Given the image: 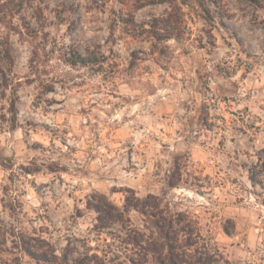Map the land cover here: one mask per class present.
Wrapping results in <instances>:
<instances>
[{
	"label": "rangeland",
	"instance_id": "1",
	"mask_svg": "<svg viewBox=\"0 0 264 264\" xmlns=\"http://www.w3.org/2000/svg\"><path fill=\"white\" fill-rule=\"evenodd\" d=\"M149 1L0 0L13 57L9 87L0 73L1 258L41 264L25 241L70 264H153L133 238L151 243L162 211L194 220L212 264H264V0H205L210 22ZM161 17L167 40L146 31ZM127 195L145 213L124 211ZM104 196L120 211L99 219L89 202Z\"/></svg>",
	"mask_w": 264,
	"mask_h": 264
},
{
	"label": "trees",
	"instance_id": "2",
	"mask_svg": "<svg viewBox=\"0 0 264 264\" xmlns=\"http://www.w3.org/2000/svg\"><path fill=\"white\" fill-rule=\"evenodd\" d=\"M170 3L174 7H185L198 6L199 12L198 14L206 21L210 22L213 20V15L209 6L206 5L205 0H169ZM254 3L258 4L261 0H252ZM157 0H150L147 3H157ZM171 15V13H170ZM171 17H161L155 18L154 23L151 24L150 28L146 31L149 33V36L155 39L167 40L172 37V34L169 30ZM80 60L71 59V64H76L78 61L80 63L86 64L89 61L82 56H79ZM13 67V57L11 54V50L9 47L8 39L0 37V73L2 75L3 83L5 86L9 87V79L10 72ZM17 96L16 91H13V97L11 98V111H13L14 115L17 113ZM15 120V117H14ZM251 180L256 182L254 176H251ZM171 186H176L175 184H171ZM148 205V204H147ZM143 200L137 198L136 196L127 195L124 203V211L137 210L142 213H145L143 208L147 206ZM89 207L93 208L97 213L99 219L103 215H113L112 208H116L114 204L106 196L103 197L99 203L93 204L89 202ZM154 207L157 209L159 207L158 204H155ZM120 211V210H119ZM123 211L121 212V214ZM156 216V220L154 221L153 227H155V236H151L153 240L148 245L144 246L141 244V239L137 235L133 238V243L139 245L140 247L146 249L149 253H151V261L153 264H212L214 260V253L212 250L207 249L204 244V250H200V247H197L199 243V238H195L192 242L193 233L190 229L194 220L189 218V216L179 217L181 213H177V215H165L162 211L153 214ZM118 218H114L116 221ZM140 235V233L138 232ZM196 244L195 253L193 254V248ZM21 248L30 258L36 260L41 264H70L67 255H58L53 251L51 255L47 251L39 250L35 248L33 244L29 242H22ZM207 249V250H206ZM199 254V255H197ZM96 259L101 260V258L95 255L86 254L83 257H80L75 260L73 264H91L90 260ZM0 262L2 264H18L11 262L7 259H3L0 257ZM122 264V262L120 263Z\"/></svg>",
	"mask_w": 264,
	"mask_h": 264
}]
</instances>
